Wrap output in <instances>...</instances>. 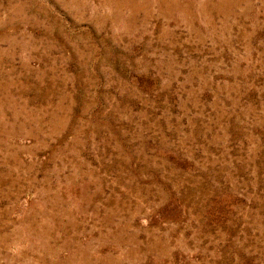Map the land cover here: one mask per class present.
<instances>
[{"label": "rangeland", "instance_id": "obj_1", "mask_svg": "<svg viewBox=\"0 0 264 264\" xmlns=\"http://www.w3.org/2000/svg\"><path fill=\"white\" fill-rule=\"evenodd\" d=\"M0 264H264V0H0Z\"/></svg>", "mask_w": 264, "mask_h": 264}, {"label": "bare ground", "instance_id": "obj_2", "mask_svg": "<svg viewBox=\"0 0 264 264\" xmlns=\"http://www.w3.org/2000/svg\"><path fill=\"white\" fill-rule=\"evenodd\" d=\"M26 200V199H25Z\"/></svg>", "mask_w": 264, "mask_h": 264}]
</instances>
